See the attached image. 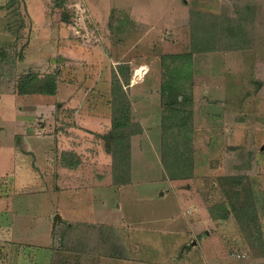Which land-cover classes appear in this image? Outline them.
Listing matches in <instances>:
<instances>
[{
  "label": "rangeland",
  "instance_id": "374dc122",
  "mask_svg": "<svg viewBox=\"0 0 264 264\" xmlns=\"http://www.w3.org/2000/svg\"><path fill=\"white\" fill-rule=\"evenodd\" d=\"M184 2L0 0V173L12 164L18 144L23 146L15 134L25 132L27 114H48L51 108L55 120L37 115L32 123L43 128L51 121L49 130L72 135L75 104L81 114H91L94 104L107 109L93 85L104 68L108 73L128 64L131 78L140 68L135 79L141 81L125 87L134 122L127 132L138 129L135 123L143 127L131 136V145L133 136L136 141L129 173L119 168L127 186L102 189L96 197L45 195L34 180L16 187L11 176L2 177L0 264H264V0H203L211 13L197 25L212 29L196 38L162 21L168 8L176 14ZM200 46L209 51L195 52L191 67L181 71L189 60L172 54ZM28 71L56 73L63 94L64 87L71 90L43 105L18 96L16 82ZM177 75L181 97L170 104L161 88ZM47 132L31 143L47 146ZM71 140L73 148L77 142ZM49 146L23 160L32 165L38 156L41 172L51 176ZM96 148L86 145L81 152L89 161L109 164ZM45 178L44 173L39 180ZM49 182L51 190L57 187ZM67 202L72 206L65 212ZM92 202L97 215L87 213ZM109 204L108 215L102 209ZM221 207L225 219L217 216ZM57 214L72 228L55 227L52 235ZM88 215L94 223L85 234L79 220Z\"/></svg>",
  "mask_w": 264,
  "mask_h": 264
},
{
  "label": "crops",
  "instance_id": "0c3cea01",
  "mask_svg": "<svg viewBox=\"0 0 264 264\" xmlns=\"http://www.w3.org/2000/svg\"><path fill=\"white\" fill-rule=\"evenodd\" d=\"M206 7H209V8H206ZM220 7H221V5H220ZM210 8H212V6L206 5L203 2V0H185L183 6L177 10L176 14H173L170 12L171 9H173V8H171V7L168 8V13L170 15L168 16V13H166L163 16L162 21H165L166 24H168V22L175 23V25L172 27V29L174 30L176 28V26L178 25L181 27V30L187 31V36L189 37L191 23H192V21H194V18L196 17V15L199 16L201 14H205V16H207V13H211ZM204 9H207V10H204ZM149 31H151V32L154 31V28L153 29L150 28ZM197 54H200V52H197ZM104 70H105V68H104ZM104 70L103 69L101 70V73L98 77V80H96V83L94 82L93 85L95 86V90L98 89V91H96V93L101 98V100H103L105 102V104H106L105 107L107 109L106 110L104 108L99 109V105L97 106L94 104L93 106L91 105V108H89L91 114H81L80 107L77 106V104H75L73 107L75 109H73V110H76V114H73V115H74V119L76 121L77 126L75 127V125H72V127L69 128V131H74V134H72V135H68L66 133L65 129H61V128H58V131L49 130V129H51V126H50L51 121H48V123L43 128H39L37 126L36 122L32 123L33 119H31V117L37 116V115L44 116L45 118H49V119L53 118L55 120L57 114H53L51 108H50V111L48 114H37V113L36 114H27L26 117L24 118L25 120L23 121L24 125L26 124V129L24 130L25 132L22 134H18V133L15 134V137L19 140V142H21L20 144H23V146H20L18 144V146L14 149V153H15L14 160H13L11 165H6L5 167H3L4 172L0 173V180L3 179L2 177L11 176V178L9 180L12 181V183L16 187H17L18 182L20 183V181H24L22 185H23V187L24 186L27 187V185H26L27 181L26 180H28V181L34 180L37 183V185L42 184L44 186V188L47 191V193H44L45 195H48V192L52 191L58 197L60 195H63V197H65V199H72L74 197L76 199H81V200L85 199L87 196H90V198H92V197L98 196L99 193L103 194V192L101 191L102 189H105V191H106V190H109V189L117 187V186H123V187L127 186L126 184H116L115 183V181H114V170H113V156L106 149V143H107V141H109V139L106 137V135H108L110 133V131L112 130V122H113L112 121L113 120V116H112L113 108H112V103H111V100H112L111 92H112V74L114 71V67L113 68L110 67V71L108 73ZM136 70L138 72L140 70V68L138 67V68H136ZM58 78H59L58 91H57L56 95H46V94H26V95L17 94V95L22 96L23 98H25V97L33 98L32 101L38 99L39 101H41L38 103H42V105L43 104H49V103L51 104L52 98L56 99V98H60V97H64V96L66 97V95H68V92L71 90V89L68 90L67 88L64 87L63 88L64 94H63L61 80H60V77H58ZM139 81H141V80H135V75H133V77L131 78L130 84L134 85L135 83H137ZM65 85H69V84L66 83ZM128 86H130V85H128ZM73 87L75 89L76 86L73 85ZM100 89L104 90V94L100 93ZM102 95H104V96L102 97ZM67 103H68L67 105L70 107L71 101L67 99ZM96 104H97V102H96ZM99 104L104 106L101 103H99ZM67 105L65 107H67ZM47 106H44L43 108H47ZM72 111H71V113H72ZM44 113H46V111H44ZM19 115H22V114H19ZM70 115H72V114H70ZM59 116H60V118H63L64 116H66V114H59ZM44 130L48 131L47 133L49 134L48 140L43 143L47 146L42 147V145H34L33 143H31L32 142L31 137H34V136L40 137V135L44 132ZM198 134H201V133L198 132ZM68 136H70V137H68ZM36 137H35V139H36ZM56 139L57 140L59 139V140L56 141ZM63 139L65 141H63ZM71 139H74V141L77 142V144L73 148H70L71 147L70 145L72 143ZM135 141H136V137L133 136V144H132L133 154H132V156H134V157H135V154H134ZM49 143H51L50 146H49ZM85 143H87V144H85ZM86 145H92L95 148L96 147L101 148L103 150V154L100 153V155H104V157H107L108 161H110L109 164L102 162L101 159H99V158L98 159L97 158H95V159L91 158L89 161L88 158L84 157L83 156L84 152H81V150ZM48 146H49V148L46 151V158L45 159L47 161L49 160V164L52 167H55V171L52 173L51 176L48 175V172H43V171L41 172V164L38 165V162H39L38 156L37 157L34 156V158L32 160V165H31V162L28 164L26 161L23 160V158H28L30 156H33L35 150L36 151L37 150L43 151L44 147H48ZM207 146L210 147V144ZM38 151L36 152V154L38 153ZM97 151L99 152L98 149H97ZM56 154H58L59 156L56 157ZM63 155H72V157H74L76 160L75 161H72V160L68 161V160L63 158ZM48 157H49V159H48ZM51 159H52V161H51ZM18 160H20V161H18ZM42 160H44V158ZM98 160H100L101 163L103 164L102 167H101V164H99L100 162H98ZM35 161H37V162L35 163ZM88 161H89L90 165L87 164ZM35 167H37V168H35ZM23 169H27V172L25 174H22V172L24 171ZM99 169L104 171V172H101L98 174L99 176H101V179H99L97 177L98 175L96 174V171H100ZM108 171H109V173H108ZM44 173H45V175H47L48 180H46V178L44 181L39 180L40 178L44 177ZM106 173H108V176L106 175V178H105ZM27 175H29V177H27ZM110 178H111V180H110ZM49 180H53V182H56V184H57V187L56 188L54 187L53 190L50 189ZM99 180H102L103 182L101 184H99ZM106 180L110 181V183L108 185L104 184ZM94 181L96 182V185H94ZM82 185H84V187ZM86 186H87V188H86ZM59 191H60V194H59ZM94 192H97V194L94 195L93 194ZM78 194H79V196H76ZM106 194H108V193H106ZM10 197H8V198H10ZM52 198H53V196H52ZM100 200L102 202L101 205H103L105 203L104 195L102 198H100ZM90 205L92 208L90 210L87 209V213L96 212L97 210H96L95 206H93V202L90 203ZM67 206L69 208L72 206V204L70 202L66 203L65 208H64L65 212L68 211ZM98 206L99 205H97V207ZM102 210H104L106 213H108V215L112 211L110 204H109L108 209L105 208ZM96 215H97V212H96ZM86 218H87V220L82 219V218H81V220H79V221H81L80 226H83L82 229H83V233H85V234H87V230H89V229L91 230L90 224L94 223V221H92L93 218L89 217V215ZM209 218H210V216H209ZM220 219H222V218H220ZM13 221H15V220H13ZM66 221H68V220L62 216V221L58 222L56 224L57 226L54 225V222H53V224H52V235H54L53 229L55 227L59 228L58 226L64 225L66 228H72V222L70 220L68 222H66ZM66 228H65V230H67ZM187 233H189V232H187ZM189 235L191 237V233L188 234V236H187L188 238H189ZM52 238H53V236H52ZM134 239H135V237H134ZM187 240H184V242ZM184 242L181 243V246H183Z\"/></svg>",
  "mask_w": 264,
  "mask_h": 264
},
{
  "label": "trees",
  "instance_id": "16d2710c",
  "mask_svg": "<svg viewBox=\"0 0 264 264\" xmlns=\"http://www.w3.org/2000/svg\"><path fill=\"white\" fill-rule=\"evenodd\" d=\"M205 14H201L199 16L196 15L194 21L191 23V34L192 37H199L200 33L207 32L206 30L212 29V27L208 24L209 27L199 28L197 23L199 21H206ZM207 23V22H206ZM203 29V30H202ZM211 31V30H210ZM206 52L209 51L206 47L200 46L195 49L191 47L190 51L181 54H172V57L178 58L183 57L185 60H189L187 63L184 62V65L181 68L183 71L184 67H191V57L195 52ZM183 76H188L182 74ZM171 80L162 84L161 91H163V96L170 99V104H174L173 102L177 100L179 101L181 95L178 92L177 82L181 79V76L177 75ZM58 82L56 73L49 74L48 76L41 77L34 71H28L23 73L16 82L17 85V94L26 95V94H46V95H56L58 91ZM131 82V74L130 67L128 64H119L118 70H114L112 74V130L106 137L109 139L106 143V149L113 156V170H114V181L116 184H127L124 179L119 175L120 167H128L125 169L126 173H129V168L131 164V136L134 134H138L143 131V127L135 123L138 129L128 133L127 126L130 124H134L132 120V104L129 98L128 92L125 89L126 86L130 85ZM173 83L175 87H173ZM187 99V98H185ZM193 99V98H192ZM180 125H187V123L180 121ZM190 139V138H188ZM221 214L217 215L222 219L228 217L227 209L221 207ZM210 212L213 214V208H210Z\"/></svg>",
  "mask_w": 264,
  "mask_h": 264
},
{
  "label": "water",
  "instance_id": "95a60500",
  "mask_svg": "<svg viewBox=\"0 0 264 264\" xmlns=\"http://www.w3.org/2000/svg\"><path fill=\"white\" fill-rule=\"evenodd\" d=\"M61 221H62V216L60 214H57L54 218V225H56L58 222H61Z\"/></svg>",
  "mask_w": 264,
  "mask_h": 264
},
{
  "label": "built area",
  "instance_id": "2783aa9c",
  "mask_svg": "<svg viewBox=\"0 0 264 264\" xmlns=\"http://www.w3.org/2000/svg\"><path fill=\"white\" fill-rule=\"evenodd\" d=\"M81 10H82L81 13H84V12H85V9L83 10L82 7H81ZM137 70H138V69H137ZM137 70H136V72H135V76H136ZM135 80H136V79H135ZM138 80H139V79H138Z\"/></svg>",
  "mask_w": 264,
  "mask_h": 264
}]
</instances>
